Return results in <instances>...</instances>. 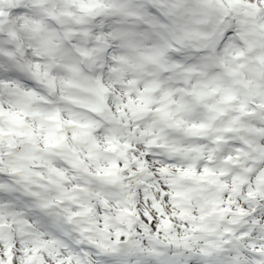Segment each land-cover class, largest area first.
Wrapping results in <instances>:
<instances>
[{"label":"clouds","instance_id":"clouds-1","mask_svg":"<svg viewBox=\"0 0 264 264\" xmlns=\"http://www.w3.org/2000/svg\"><path fill=\"white\" fill-rule=\"evenodd\" d=\"M0 264H264V0H0Z\"/></svg>","mask_w":264,"mask_h":264}]
</instances>
